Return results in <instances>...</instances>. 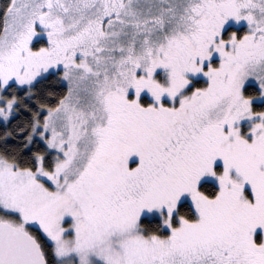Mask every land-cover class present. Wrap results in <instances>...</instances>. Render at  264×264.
<instances>
[{"label": "snow or ice", "instance_id": "obj_1", "mask_svg": "<svg viewBox=\"0 0 264 264\" xmlns=\"http://www.w3.org/2000/svg\"><path fill=\"white\" fill-rule=\"evenodd\" d=\"M0 264H264V0L0 3Z\"/></svg>", "mask_w": 264, "mask_h": 264}, {"label": "trees", "instance_id": "obj_2", "mask_svg": "<svg viewBox=\"0 0 264 264\" xmlns=\"http://www.w3.org/2000/svg\"><path fill=\"white\" fill-rule=\"evenodd\" d=\"M4 2V0H0V3Z\"/></svg>", "mask_w": 264, "mask_h": 264}]
</instances>
